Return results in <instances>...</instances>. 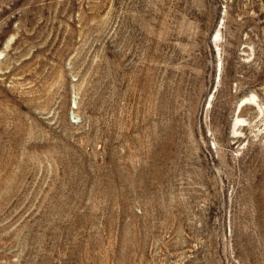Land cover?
Here are the masks:
<instances>
[{"label": "rangeland", "instance_id": "374dc122", "mask_svg": "<svg viewBox=\"0 0 264 264\" xmlns=\"http://www.w3.org/2000/svg\"><path fill=\"white\" fill-rule=\"evenodd\" d=\"M0 264H264V0H0Z\"/></svg>", "mask_w": 264, "mask_h": 264}, {"label": "bare ground", "instance_id": "6f19581e", "mask_svg": "<svg viewBox=\"0 0 264 264\" xmlns=\"http://www.w3.org/2000/svg\"><path fill=\"white\" fill-rule=\"evenodd\" d=\"M243 104V103H242Z\"/></svg>", "mask_w": 264, "mask_h": 264}]
</instances>
